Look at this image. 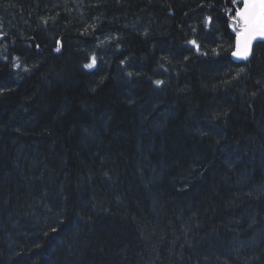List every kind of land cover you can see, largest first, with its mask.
<instances>
[{"label": "trees", "instance_id": "obj_1", "mask_svg": "<svg viewBox=\"0 0 264 264\" xmlns=\"http://www.w3.org/2000/svg\"><path fill=\"white\" fill-rule=\"evenodd\" d=\"M237 7L0 0V264H264V43L234 61Z\"/></svg>", "mask_w": 264, "mask_h": 264}, {"label": "snow or ice", "instance_id": "obj_2", "mask_svg": "<svg viewBox=\"0 0 264 264\" xmlns=\"http://www.w3.org/2000/svg\"><path fill=\"white\" fill-rule=\"evenodd\" d=\"M233 5L239 4L241 0H231ZM232 9H228L231 13ZM233 31L236 32V46L233 56L248 60L252 54V44L257 39L264 40V0H242V7H237L235 15L230 17ZM212 18H206V23H211ZM2 39V36H0ZM196 45L195 41H191ZM199 50V45H196ZM59 51V48H57ZM18 59V58H17ZM96 64V57H91V62L86 64V68H92ZM15 67H20L19 63ZM131 75V73H129ZM160 86L163 81H155Z\"/></svg>", "mask_w": 264, "mask_h": 264}, {"label": "water", "instance_id": "obj_3", "mask_svg": "<svg viewBox=\"0 0 264 264\" xmlns=\"http://www.w3.org/2000/svg\"><path fill=\"white\" fill-rule=\"evenodd\" d=\"M258 43H264V40H260V39H257L256 41L253 42L252 44V54L249 56L248 60L249 61L251 58H252V55H253V50H254V45H257ZM232 58L235 60V61H242L243 59H239L235 56L232 55Z\"/></svg>", "mask_w": 264, "mask_h": 264}, {"label": "bare ground", "instance_id": "obj_4", "mask_svg": "<svg viewBox=\"0 0 264 264\" xmlns=\"http://www.w3.org/2000/svg\"><path fill=\"white\" fill-rule=\"evenodd\" d=\"M2 31V30H1ZM255 46V45H254ZM235 61V60H234ZM237 63H241V62H247V60H242V61H235Z\"/></svg>", "mask_w": 264, "mask_h": 264}]
</instances>
